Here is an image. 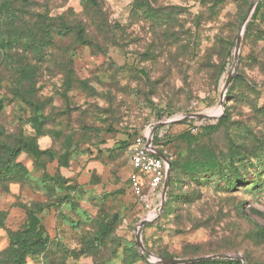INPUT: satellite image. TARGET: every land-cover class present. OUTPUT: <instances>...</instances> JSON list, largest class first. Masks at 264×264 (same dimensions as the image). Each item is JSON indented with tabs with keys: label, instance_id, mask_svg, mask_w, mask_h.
Returning <instances> with one entry per match:
<instances>
[{
	"label": "rangeland",
	"instance_id": "374dc122",
	"mask_svg": "<svg viewBox=\"0 0 264 264\" xmlns=\"http://www.w3.org/2000/svg\"><path fill=\"white\" fill-rule=\"evenodd\" d=\"M24 238V264H264V0H0V261Z\"/></svg>",
	"mask_w": 264,
	"mask_h": 264
},
{
	"label": "built area",
	"instance_id": "2783aa9c",
	"mask_svg": "<svg viewBox=\"0 0 264 264\" xmlns=\"http://www.w3.org/2000/svg\"><path fill=\"white\" fill-rule=\"evenodd\" d=\"M159 148L152 137L139 138L131 149L129 160V190L145 212L144 222L156 220L162 214L167 163L158 156ZM168 190V189H167ZM167 194V192H166Z\"/></svg>",
	"mask_w": 264,
	"mask_h": 264
},
{
	"label": "water",
	"instance_id": "95a60500",
	"mask_svg": "<svg viewBox=\"0 0 264 264\" xmlns=\"http://www.w3.org/2000/svg\"><path fill=\"white\" fill-rule=\"evenodd\" d=\"M230 80L231 79H228L227 84H226V88L229 86ZM188 117H197V115H189ZM158 156L160 158H162L167 163V165L169 167L167 179L165 181V186H164V199H165L166 192L168 189V184H169V178H170V163H169L168 159L164 156V154L161 153L160 151L158 152ZM164 206H165V200H164L163 205H162V211L164 209ZM145 224H146V222H144V221L141 222L139 230H138V235H137V243H138V246L140 247V249H142V251H144V248H143L141 241H140V233H141L142 227ZM218 258L244 261L243 257H241V256L225 255V256L202 257V258H196V259H161V260H159V262L161 264H191V263H199V262L209 261V260L218 259Z\"/></svg>",
	"mask_w": 264,
	"mask_h": 264
},
{
	"label": "trees",
	"instance_id": "16d2710c",
	"mask_svg": "<svg viewBox=\"0 0 264 264\" xmlns=\"http://www.w3.org/2000/svg\"><path fill=\"white\" fill-rule=\"evenodd\" d=\"M6 10L8 8L6 7ZM83 32H80V36H82ZM13 42V41H12ZM2 48H6L5 45H2ZM172 171V167H171ZM29 240L24 238V242L20 243L18 241H13L12 246L6 250L5 252L2 253V260L0 261L1 264H24L23 260L27 255H31L33 252V247L31 244L28 242ZM229 264H233L235 262H228ZM199 264H215V263H209V262H204V263H199Z\"/></svg>",
	"mask_w": 264,
	"mask_h": 264
}]
</instances>
